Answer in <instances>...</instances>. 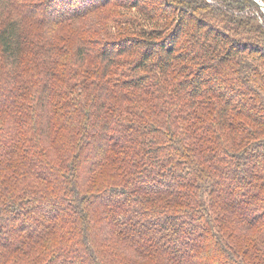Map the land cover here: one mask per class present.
I'll return each mask as SVG.
<instances>
[{"label":"trees","instance_id":"trees-1","mask_svg":"<svg viewBox=\"0 0 264 264\" xmlns=\"http://www.w3.org/2000/svg\"><path fill=\"white\" fill-rule=\"evenodd\" d=\"M0 264H264L258 2L0 0Z\"/></svg>","mask_w":264,"mask_h":264},{"label":"rangeland","instance_id":"rangeland-1","mask_svg":"<svg viewBox=\"0 0 264 264\" xmlns=\"http://www.w3.org/2000/svg\"><path fill=\"white\" fill-rule=\"evenodd\" d=\"M178 254H179V256L182 258V260H186V255L184 254L183 251L180 252V253H178Z\"/></svg>","mask_w":264,"mask_h":264},{"label":"water","instance_id":"water-1","mask_svg":"<svg viewBox=\"0 0 264 264\" xmlns=\"http://www.w3.org/2000/svg\"><path fill=\"white\" fill-rule=\"evenodd\" d=\"M256 2H258L260 8L264 11V4L262 2H259V0H255Z\"/></svg>","mask_w":264,"mask_h":264}]
</instances>
